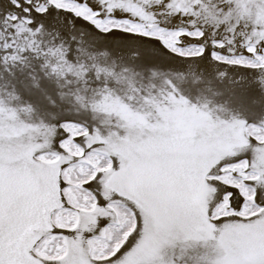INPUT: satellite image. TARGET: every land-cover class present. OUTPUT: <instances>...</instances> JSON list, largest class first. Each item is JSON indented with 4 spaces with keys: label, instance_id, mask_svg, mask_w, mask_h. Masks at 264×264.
I'll return each instance as SVG.
<instances>
[{
    "label": "snow or ice",
    "instance_id": "snow-or-ice-1",
    "mask_svg": "<svg viewBox=\"0 0 264 264\" xmlns=\"http://www.w3.org/2000/svg\"><path fill=\"white\" fill-rule=\"evenodd\" d=\"M0 264H264V0H0Z\"/></svg>",
    "mask_w": 264,
    "mask_h": 264
},
{
    "label": "bare ground",
    "instance_id": "bare-ground-1",
    "mask_svg": "<svg viewBox=\"0 0 264 264\" xmlns=\"http://www.w3.org/2000/svg\"><path fill=\"white\" fill-rule=\"evenodd\" d=\"M148 43V42H145ZM158 48V45H157ZM143 58L146 63H174L173 59L167 55H161L159 52L153 51L151 48H142Z\"/></svg>",
    "mask_w": 264,
    "mask_h": 264
}]
</instances>
